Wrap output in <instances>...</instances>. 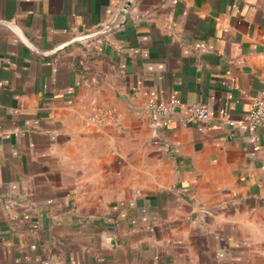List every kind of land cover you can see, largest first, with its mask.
Here are the masks:
<instances>
[{"label":"crops","instance_id":"1","mask_svg":"<svg viewBox=\"0 0 264 264\" xmlns=\"http://www.w3.org/2000/svg\"><path fill=\"white\" fill-rule=\"evenodd\" d=\"M118 3L0 0V264H264V0Z\"/></svg>","mask_w":264,"mask_h":264},{"label":"built area","instance_id":"2","mask_svg":"<svg viewBox=\"0 0 264 264\" xmlns=\"http://www.w3.org/2000/svg\"><path fill=\"white\" fill-rule=\"evenodd\" d=\"M118 12L120 17V22H115L114 24L107 25L104 31L111 32L112 30L121 27L126 19V15L130 12V6L132 0H118ZM197 47H206L205 44L197 45ZM184 107V102L180 98H173L167 102H157L154 99H150L146 102L145 108L153 113L160 114L164 117L162 125H168L174 119L177 118L178 112ZM190 119L196 120L201 123L199 129H204V123L208 122L210 119L209 109L205 102L198 101L190 106ZM89 125H118L119 118L115 108L111 105H99L97 106L91 114L88 115L86 119ZM248 122L253 125L264 124V98L260 96H255L252 98V107L248 115Z\"/></svg>","mask_w":264,"mask_h":264}]
</instances>
